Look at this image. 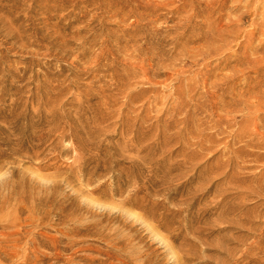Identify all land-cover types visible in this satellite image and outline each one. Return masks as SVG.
I'll return each mask as SVG.
<instances>
[{
	"label": "rangeland",
	"instance_id": "obj_1",
	"mask_svg": "<svg viewBox=\"0 0 264 264\" xmlns=\"http://www.w3.org/2000/svg\"><path fill=\"white\" fill-rule=\"evenodd\" d=\"M162 1L0 0V128H5L0 138L6 142L3 148L20 151L14 157L20 169L14 177L55 200V207L64 203L89 221L91 215H85L81 202L84 196L91 197V184H86L91 178V164L102 166L106 162L109 170L104 174L109 177L128 173L130 162L144 170V176L150 175L146 168L154 169L161 180L158 186L177 193L167 205L170 210L200 184H212L204 217L189 235L182 231L177 241L188 255V264H264V150L256 145L244 147V142L223 135L197 151L191 169L176 166L178 171L167 174L168 166L158 162L163 153L153 145L169 116H163L161 109L174 105V92L179 89L190 95L184 105V111H189L186 138L195 136L201 116L194 108L210 105L204 93L212 91L202 86L200 71L210 75L209 83L225 79L223 88L235 84L234 91L228 90L244 95V100L257 105L264 114L262 0H243L242 6L251 2L248 15L233 13L236 5L229 0L218 1H229L220 13L205 8L209 0H165L164 5ZM155 5L153 12L146 13L148 25L142 26L136 42L128 43L134 22L138 20L141 25L145 7ZM227 14L236 24L229 25V30L237 33L227 37L231 50L219 55L222 49L213 51L219 42L200 38L207 32L208 23ZM240 15L244 18L238 21ZM189 16L192 20L184 22ZM223 21L225 24L227 19ZM249 32L250 42L246 37ZM213 42H217L215 47H211ZM139 43H145L149 53L157 52L154 61L162 66L160 73H171L162 69L167 66L180 72L178 78L163 83L168 77L161 76L153 92L149 85L131 80L128 64L132 60L125 55L132 50L130 46ZM248 48L258 51L245 54ZM226 98L231 102V96ZM235 113L231 114L235 118L233 130L242 127L246 119ZM8 119L15 128L4 125ZM180 128L175 125L169 134ZM261 131L264 133V128ZM190 142V149L196 151V140ZM180 146V139L174 135L169 144L176 150L172 162L181 160L177 152ZM82 153L85 173L79 177L69 166ZM183 178L185 185L181 184ZM214 196L222 200L218 206L210 202ZM197 205L192 212L204 206ZM190 216L183 225L189 224ZM49 218L50 223H58L56 218ZM3 219L0 216V227ZM45 231L55 234L50 227ZM42 251L53 252L49 242Z\"/></svg>",
	"mask_w": 264,
	"mask_h": 264
},
{
	"label": "bare ground",
	"instance_id": "obj_2",
	"mask_svg": "<svg viewBox=\"0 0 264 264\" xmlns=\"http://www.w3.org/2000/svg\"><path fill=\"white\" fill-rule=\"evenodd\" d=\"M218 1L209 0L205 8L210 10L209 12L215 10L214 12L220 13L230 1L236 5L233 13L242 11L241 14L248 15L251 10V2L242 6L243 0H229L224 4H219ZM165 3V0L162 1L163 5ZM262 3L264 6V0ZM156 7L157 5L145 7L140 18L141 25L138 20L134 22V31L127 39L128 43L136 42L137 34L142 32V26L148 25L146 13L153 12ZM230 16L231 14L220 16L215 22L208 23L207 32L204 33L203 38H200L219 42L213 50L222 49L219 55L231 50L232 43L227 37L230 38L237 33V31L229 30V25L236 26ZM243 18L240 15L237 19L241 21ZM224 19H227V22L222 24ZM191 20L192 17L189 16L184 22ZM145 21L147 23H144ZM246 37L250 42L252 33H246ZM217 42H213L211 47H215ZM128 43L126 47L129 46ZM248 44L250 45L247 43V46ZM144 45L145 43H139V45L130 46L132 50L127 51L125 55L127 59L132 60L128 64L129 78L138 79L140 83L149 85L148 89L153 92L155 86L161 83L158 82V78L167 75L168 78L163 81L165 83L168 80H176L180 72L166 66L162 69L167 68L171 73H160L159 67L162 66L154 61L157 52L149 53ZM254 51L258 49L248 48L245 54H253ZM234 52L236 53V49ZM198 76L204 89L208 86L212 91L206 90L204 93V96H209L210 105L194 108L201 116L198 130L191 138L196 140L195 143L198 145L196 151L190 149L191 139L186 138L185 127L189 111H184V105L185 99L190 97L189 93L181 89L175 91L174 94H177V97L174 105L161 109L163 116H168L167 113L169 116L165 120L164 130H159L155 135L156 142L153 145L156 146L157 152L163 153L162 159L158 162L168 166L167 174L174 170L178 171L176 166H181L182 170L191 169L194 166L191 162L192 157L198 154L197 151L215 143L223 135H228L234 139L233 141L244 142V147L256 145L257 148L264 150V133L261 131L264 128L263 111L247 99L244 100V95L240 93L234 95V92L232 94L230 90H235V84L231 88H223L226 85L225 79L220 83H209L208 73L200 71ZM227 96H231V102L226 101ZM239 105L243 107L239 109ZM235 112L242 114L246 119L242 127L233 130L235 118L231 114ZM219 113H224V116ZM4 122L7 128H15L11 120ZM175 125H181V128L175 134H169ZM3 129L5 128H0V134ZM206 130L214 132L206 133ZM174 135H177L181 142L177 151L178 156L181 157L179 162L171 160L176 151L169 147ZM4 145H6L5 139L0 138V173L6 167L5 172L0 174V216L4 218V224L0 227V264H188V255L183 252L182 244L177 241L182 231L189 235L194 231L193 226L204 217L208 210L204 207H207L206 203L209 202L206 198L212 184L209 187L200 184L195 192L184 198L183 203L175 206V210H170L167 205L172 203V196L177 193H174L175 190L169 191L170 187L158 186L161 180L156 178L154 169L146 168L149 169L150 175L144 176L145 171L130 162L128 173L109 177L104 174L109 170L106 162L102 166L98 163L91 164V178L86 180V184H91V190L88 191L91 197L84 196L81 202L85 215H91V221H89L87 218L86 220L82 218V215L75 214L64 203L55 207V200L36 193L27 188L22 181L15 179L14 174L20 169L15 166L18 162L14 157H17L20 151L3 148ZM76 147L74 144L73 148ZM84 161L85 156L82 153L72 159L69 169H75L79 177H83ZM108 181L110 182L107 184ZM183 181L181 184L185 185L187 180ZM216 198L214 196L210 202L218 206L222 200L217 201ZM115 201L117 204L113 203ZM184 204L185 208H181ZM196 204L199 207L204 206L192 212ZM167 212L170 214H166ZM50 216L56 218L58 223H50ZM189 216L191 217L189 224L183 225ZM48 227L54 229V235L45 231ZM48 242L53 250L51 254H45L42 251V247ZM66 251L70 253L64 255L63 252Z\"/></svg>",
	"mask_w": 264,
	"mask_h": 264
}]
</instances>
